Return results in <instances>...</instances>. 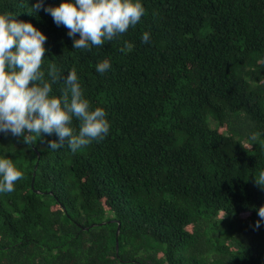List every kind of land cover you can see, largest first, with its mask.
<instances>
[{
    "label": "trees",
    "instance_id": "trees-1",
    "mask_svg": "<svg viewBox=\"0 0 264 264\" xmlns=\"http://www.w3.org/2000/svg\"><path fill=\"white\" fill-rule=\"evenodd\" d=\"M34 2L0 11L46 35L53 94L74 67L110 130L75 152L2 133L23 176L0 193V264H264V0H142L135 27L90 51Z\"/></svg>",
    "mask_w": 264,
    "mask_h": 264
},
{
    "label": "clouds",
    "instance_id": "clouds-1",
    "mask_svg": "<svg viewBox=\"0 0 264 264\" xmlns=\"http://www.w3.org/2000/svg\"><path fill=\"white\" fill-rule=\"evenodd\" d=\"M41 7L55 24L68 29L73 49L89 51L135 27L146 11L142 0H60L56 6L35 0L34 12ZM46 39L32 23L0 11V133H11L26 144L32 142L33 134L37 138L41 133L55 134L57 139L49 140L48 148L56 150L67 143L75 152L93 141H102L109 133L110 122L105 108L91 107L74 67L63 76L61 94H53L52 85L60 80V75L49 71L46 77L42 70ZM149 40L150 33L143 32L141 41ZM111 67L106 58L95 65V70L102 74ZM73 118L79 122L78 129L73 127ZM258 135L253 133L249 139L255 142ZM251 146L250 143L248 147ZM22 176L13 160L0 154V193L14 191L15 182ZM254 179L264 193V169ZM257 224L255 231L264 232V211L257 216Z\"/></svg>",
    "mask_w": 264,
    "mask_h": 264
},
{
    "label": "water",
    "instance_id": "water-1",
    "mask_svg": "<svg viewBox=\"0 0 264 264\" xmlns=\"http://www.w3.org/2000/svg\"><path fill=\"white\" fill-rule=\"evenodd\" d=\"M1 135H2V133H0V136H1ZM37 164H38V163H36L35 168L37 167ZM33 182H34V179H32V182H31V186H32V187H33ZM96 225H102V224H92L91 227H94V226H96ZM119 230H120V226H119V224H118L117 232H116V236L118 235ZM117 249H118V242H117V240H116V251H117Z\"/></svg>",
    "mask_w": 264,
    "mask_h": 264
},
{
    "label": "rangeland",
    "instance_id": "rangeland-1",
    "mask_svg": "<svg viewBox=\"0 0 264 264\" xmlns=\"http://www.w3.org/2000/svg\"><path fill=\"white\" fill-rule=\"evenodd\" d=\"M205 32H206L205 30H200L198 33H199V35H201V36H202V35H204V34H205ZM220 215H221V214H220Z\"/></svg>",
    "mask_w": 264,
    "mask_h": 264
}]
</instances>
